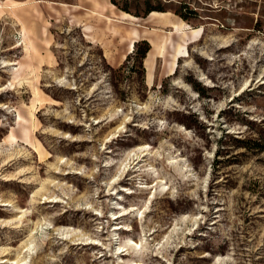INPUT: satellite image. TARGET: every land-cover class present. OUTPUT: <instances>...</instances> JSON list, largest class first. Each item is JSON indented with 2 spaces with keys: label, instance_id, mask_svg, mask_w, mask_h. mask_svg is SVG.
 <instances>
[{
  "label": "rangeland",
  "instance_id": "374dc122",
  "mask_svg": "<svg viewBox=\"0 0 264 264\" xmlns=\"http://www.w3.org/2000/svg\"><path fill=\"white\" fill-rule=\"evenodd\" d=\"M0 84V264H264V0H0ZM146 144L123 206L171 188L115 220L104 165Z\"/></svg>",
  "mask_w": 264,
  "mask_h": 264
},
{
  "label": "bare ground",
  "instance_id": "6f19581e",
  "mask_svg": "<svg viewBox=\"0 0 264 264\" xmlns=\"http://www.w3.org/2000/svg\"><path fill=\"white\" fill-rule=\"evenodd\" d=\"M5 20V19H4ZM2 22V21H1ZM19 24V23H18ZM193 38H196L200 35V31L197 30V31H193ZM25 42V41H24ZM26 46V44H25ZM20 47V46H19ZM26 49H28V47L26 46L25 47ZM184 50L181 52H185V46L183 47ZM14 49V48H13ZM18 49V48H17ZM11 50V49H10ZM133 51V42L130 43V48H129V53H131ZM17 63L15 62H7L6 65H4V67H7V66H11V65H15ZM174 70V64L172 65V68H171V72L172 73ZM201 78V77H200ZM204 78V77H203ZM1 85V84H0ZM2 92V89H0V94ZM8 92V91H7ZM3 93V92H2ZM1 96V95H0ZM0 107H2V105H0ZM1 109V108H0ZM122 111V110H121ZM113 115V114H112ZM116 115V114H115ZM119 115V114H118ZM130 115V114H128ZM126 116V115H125ZM124 116V117H125ZM132 116V115H131ZM115 117V116H114ZM118 117V116H117ZM116 118V117H115ZM130 118L129 117H126L125 118V122L124 123H121L123 124V126H119L118 127V131H116L115 133L112 134V136L110 137V139L108 141H111L115 138H117L120 134L117 133V132H121L122 133L125 131V125L126 123L129 122ZM132 119V117H131ZM109 122H110V119H109ZM72 123V122H71ZM74 124V123H72ZM81 125V124H80ZM128 128V126H127ZM1 129V128H0ZM1 131V130H0ZM25 133H26V130H24ZM232 131V130H231ZM27 134V133H26ZM119 134V135H118ZM65 138H70V136L68 137H65ZM73 141H76V139L74 138ZM110 143V142H109ZM173 146V145H172ZM106 148V147H105ZM151 146L150 145H142V146H139V147H136V148H133L131 150L128 151L127 155H126V158L125 160L121 161L120 163H117V162H114V159L112 157H110V160L107 161V163L104 165L105 167H114L116 164H118L117 166V172L116 174L112 177L111 181L109 183H107L109 185V188H108V194L109 195H113L115 194L117 196V202H115L114 204L116 205V207H114V209H117L118 211L117 212H112V216H113V219L115 220H119V219H122L124 218L126 215L130 214V213H134V212H137L136 213V217H140V219H143L144 217H146V215H144L146 213V210L148 209L149 205L152 203V201L155 199V194L157 192V190L159 188H161L163 191H168L171 187L167 186V183L163 181V179L161 178L160 176V173L158 172V169L153 166L152 164H147L146 165V169H144V171H147L148 173H150L152 176H156V179H158L161 184L157 187V184L158 182L155 184V185H147L145 183H140L139 186H137V188H141V189H148V190H151L150 191V197H148V199L145 201V207H146V210H142L141 208H138V207H135L136 205H131L129 207H132L131 209L126 207V206H123V202L125 201L126 199V195H132L136 193V190H133L132 188H127L126 186L124 185H121V182L125 179V177L128 175V173H135L136 171H139L141 170V166L140 168H136L137 164L139 163H135V161H140L142 160L143 157L147 156V155H151L152 157L153 156H156L157 159H162L163 160V154L160 150H156V151H152L151 150ZM103 150V149H102ZM105 150V149H104ZM103 150V151H104ZM108 150V149H107ZM112 151V150H111ZM110 151H106V153H109ZM113 153V152H112ZM108 156V155H107ZM179 155H175L173 152H170L168 153V163L171 164L173 167H175L178 171H180L181 173L184 174V176H189L190 177V174H188L189 172V169H188V166L186 165V160H185V163L184 162V159L182 157H178ZM96 159V158H95ZM156 159V158H155ZM144 161V160H143ZM160 161V160H159ZM145 162V161H144ZM151 163V162H150ZM135 164V165H134ZM139 166V164H138ZM171 167V166H170ZM75 174H80L81 172L77 171V172H73ZM147 175V174H146ZM192 175V174H191ZM136 175L134 174L132 177H135ZM130 178V177H129ZM209 179V176H207L205 179H204V182L207 183ZM4 180V179H3ZM8 180V179H7ZM12 180V178H11ZM127 180V179H126ZM132 180V179H131ZM107 194V195H108ZM139 194V193H138ZM157 198V197H156ZM47 202V201H46ZM48 202H51V200H49ZM56 202H58V200H56ZM0 205L1 206H12L14 207L13 204H11L10 201H4V200H1L0 202ZM14 209H16L17 211L20 210L18 209L17 207H14ZM22 212V211H21ZM26 214V212H25ZM23 214V215H25ZM97 215L101 214L102 215V211H99L98 213H96ZM100 219V218H99ZM187 219V216H183L182 217V221H185ZM5 222V221H3ZM123 227H127L125 229H123ZM65 233L67 235L69 234H75L76 233V230L75 228H67L65 229ZM118 230H124V231H131L132 230V227L131 225H124V226H115L114 227V234L115 235H119L118 238H120L121 240V244L119 245L118 247V250H122L123 248L127 247L124 251H129L131 253H134V254H139V255H145L146 251H147V247H148V240L146 238V235L144 234L140 239L139 241H135L134 239L132 238H127V240L124 241V243H122V239H121V236H120V233H118L117 231ZM64 231V230H63ZM79 233V232H78ZM82 233V232H81ZM68 237V236H67ZM75 239V238H74ZM73 240V239H72ZM100 241H93V242H90V243H86V245L88 244H92V246H98L100 245ZM74 244V243H73ZM76 244V243H75ZM85 244V243H84ZM83 244V245H84ZM101 245H104V243H101ZM32 248H29V251L32 252ZM123 251V250H122ZM0 253H1V248H0ZM119 253V252H118ZM122 253V252H121ZM120 253V255H121ZM4 257V256H3ZM104 257V256H103ZM118 260H120V262H123V259L118 255L117 256ZM2 261H1V264H21L20 261H14L13 260L11 261V257L10 259H7V258H1ZM99 259V258H98ZM27 264V263H26ZM40 264V263H39ZM125 264H142L141 262H136L134 260H129L127 261V263Z\"/></svg>",
  "mask_w": 264,
  "mask_h": 264
},
{
  "label": "crops",
  "instance_id": "0c3cea01",
  "mask_svg": "<svg viewBox=\"0 0 264 264\" xmlns=\"http://www.w3.org/2000/svg\"><path fill=\"white\" fill-rule=\"evenodd\" d=\"M137 36H138V34L137 33H135L134 34V38L132 39V42H133V44L135 43V41H136V38H137ZM156 42V39H153V41L151 42V45H154V43ZM129 53V50L126 52V54H128ZM118 57H115L114 58V61H115V66H119L120 64H121V62H120V60L118 61ZM124 59H122V61H123ZM148 71H149V76H151L152 74H151V72H152V67H151V65L149 66V69H148Z\"/></svg>",
  "mask_w": 264,
  "mask_h": 264
},
{
  "label": "trees",
  "instance_id": "16d2710c",
  "mask_svg": "<svg viewBox=\"0 0 264 264\" xmlns=\"http://www.w3.org/2000/svg\"><path fill=\"white\" fill-rule=\"evenodd\" d=\"M155 9H149L148 13H151L152 11H154ZM162 11V10H161ZM146 43V48L142 51L141 53V58H143V60L146 58L147 54L149 53V51L151 50V44L147 41H145ZM136 47V45H135Z\"/></svg>",
  "mask_w": 264,
  "mask_h": 264
}]
</instances>
